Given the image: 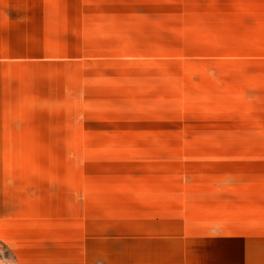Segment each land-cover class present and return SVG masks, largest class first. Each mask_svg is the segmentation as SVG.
<instances>
[{"label":"rangeland","instance_id":"obj_1","mask_svg":"<svg viewBox=\"0 0 264 264\" xmlns=\"http://www.w3.org/2000/svg\"><path fill=\"white\" fill-rule=\"evenodd\" d=\"M44 4L61 24L26 34V53L41 55L3 68L9 106L24 112L13 130L24 143L4 157H56L58 184L92 187L134 169L264 170V81L240 79L264 71L199 60L194 0Z\"/></svg>","mask_w":264,"mask_h":264},{"label":"crops","instance_id":"obj_2","mask_svg":"<svg viewBox=\"0 0 264 264\" xmlns=\"http://www.w3.org/2000/svg\"><path fill=\"white\" fill-rule=\"evenodd\" d=\"M194 1L199 60L263 72L264 0ZM45 2L0 0V264H264V170L134 169L92 187L58 184L56 157H4L24 143L13 141L24 112L9 106L3 68L41 55L26 53V34L61 24Z\"/></svg>","mask_w":264,"mask_h":264}]
</instances>
